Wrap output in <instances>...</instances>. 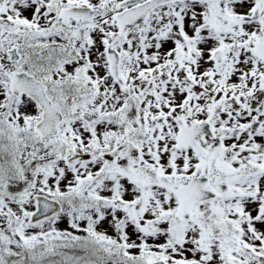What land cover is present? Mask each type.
<instances>
[{
	"label": "snow or ice",
	"instance_id": "6c2138e0",
	"mask_svg": "<svg viewBox=\"0 0 264 264\" xmlns=\"http://www.w3.org/2000/svg\"><path fill=\"white\" fill-rule=\"evenodd\" d=\"M0 264H264V0H0Z\"/></svg>",
	"mask_w": 264,
	"mask_h": 264
}]
</instances>
